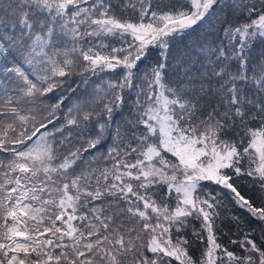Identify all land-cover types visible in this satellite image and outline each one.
<instances>
[{
    "label": "snow or ice",
    "instance_id": "6c2138e0",
    "mask_svg": "<svg viewBox=\"0 0 264 264\" xmlns=\"http://www.w3.org/2000/svg\"><path fill=\"white\" fill-rule=\"evenodd\" d=\"M0 264H264V0H0Z\"/></svg>",
    "mask_w": 264,
    "mask_h": 264
}]
</instances>
